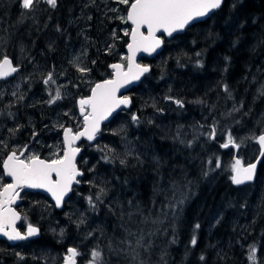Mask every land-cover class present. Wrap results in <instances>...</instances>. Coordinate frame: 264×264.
Returning a JSON list of instances; mask_svg holds the SVG:
<instances>
[{"label":"trees","instance_id":"16d2710c","mask_svg":"<svg viewBox=\"0 0 264 264\" xmlns=\"http://www.w3.org/2000/svg\"><path fill=\"white\" fill-rule=\"evenodd\" d=\"M83 3L57 0L55 7H49L36 2L26 10L22 0H0V62L5 58L14 61L19 50L28 51L33 60L40 61L50 58L51 47L55 48L53 54L62 53L64 40L58 33L67 31ZM99 23L97 32L108 26L102 17ZM173 45L177 48L172 49ZM115 62L109 58L103 65L105 77L110 76L109 66ZM153 63L151 75L131 93L134 106L147 92L154 94L176 105V114L169 118L181 125L186 116L199 118V111L178 107L176 101L188 100L196 93L211 103L217 97L213 110L207 111L216 124L204 130L195 128L192 145L183 148L163 140L157 127L139 120L136 132L145 152L141 163L109 160L107 173L117 187V202L111 201L108 193L96 198L92 187L78 188L94 197L92 215L104 228L96 230L89 224L83 228L86 238L78 248L79 264L91 263L96 251L101 253L96 264H246L250 250L255 248L257 253L262 252L264 264V158L257 182L246 188H235L229 175L215 181L207 169L210 162L229 151L233 161L235 150L221 149L222 137L227 131L245 133L256 120L259 106L250 110L248 102L253 94V73L258 76L264 67V0H226L219 13L188 29ZM208 88L210 92L205 94ZM80 93L88 96L86 91ZM250 111L253 113L248 114ZM28 121L26 125H31ZM202 131L205 135L211 132L214 141L211 137L203 141ZM115 138L114 134L103 133L100 140ZM258 155L259 151L253 162ZM221 212L223 216L215 221ZM34 214L30 213L31 220ZM39 229L40 240L20 247L18 255L1 256L0 264H34V251L53 244L40 224ZM77 238L81 240L80 235Z\"/></svg>","mask_w":264,"mask_h":264},{"label":"rangeland","instance_id":"374dc122","mask_svg":"<svg viewBox=\"0 0 264 264\" xmlns=\"http://www.w3.org/2000/svg\"><path fill=\"white\" fill-rule=\"evenodd\" d=\"M36 2L52 7L47 3V0H34L33 5ZM131 2L132 0H129V3ZM81 7L79 11L74 13V18L70 22L67 31L58 33V36L64 40L65 47L62 49V53L58 51L57 54H53L55 48L51 47L49 50L50 54H52L50 58L46 57V59H43L44 66H30L33 56L28 54V51L19 50L13 62L18 66L24 65V73L13 79L15 81L7 84L0 81V93L5 92V88L3 87L9 89L8 93L0 95V99L3 97L1 101L5 103L0 108V114L4 109H8L17 104L16 101L12 102V99L18 92H21L22 96L19 95V97L20 99L23 98L24 102L21 104L23 105V111H20L19 114H27V122H29V119L32 123L30 127H36V120L33 118L34 113L32 111V108L36 104L38 106V112L43 116L41 122H44L42 127H45V137L39 142L40 149H31L32 154L38 155L44 148L46 156L54 158L63 156V132L67 127L77 128L83 122L82 117L79 115L77 104L79 100H84L83 95L85 93L82 94L80 92L86 91L90 93L93 87L100 81V78L105 77L102 67L103 65H107L109 58L122 64H127L126 45H123V42L129 36L124 33L126 31L130 33L131 27L128 25V21L121 17L126 18L128 6L120 4L118 0H84L83 6ZM94 11L97 14H94ZM101 17L108 26L103 31L99 32V30L97 32L96 27L100 24L99 20ZM169 44L171 45V43ZM152 66L154 68V63ZM80 69H84V71ZM255 74L253 73V87H251L253 98L249 97L248 102L250 110L254 106H259L254 125L248 127L247 131L240 135H235L232 131H227L221 140V149H224L222 145L228 143V138L231 136L235 144L240 147L239 157L245 165L253 162L258 151V147L255 148L257 145L256 138L264 134V67L261 68L258 76ZM49 75L52 76V80L45 83ZM186 82H188V79ZM57 91L60 94L59 99H56ZM204 92L205 94H209V88L204 90ZM161 95L163 97L166 94ZM127 96L130 97L131 95ZM196 96L199 98L196 99ZM216 98H213L212 103L207 101L205 97L203 98L202 94L200 95L198 93L191 94L188 100L181 98L182 107L184 109L187 106L194 109L197 108L199 118L196 116L188 118L186 116V122H182L180 125L173 121V119H170L174 117L173 114H176V105L168 102V100H159L154 94L147 92L141 98V101L136 102V106H133L132 110L118 115L105 127L103 133L114 134L115 139L108 141L99 140L96 144L85 145L86 147L83 150L85 149L87 153H83L86 155V158L82 155L79 160L80 169L84 173L82 184L87 187H92L96 191V198H102L108 193V196H112L111 201L116 203L118 200L116 198L118 194L117 187L109 179L110 175L107 173L109 160L121 164H126L128 161L135 162V164L141 163L145 152L138 142L139 135L136 132V128L141 125L139 120L147 121L146 124L149 127H155V129L157 127L163 135V140L187 148L192 145V139L196 135L195 128L199 127L204 130L205 126H215V117L211 113H207V111L213 110L212 108L216 104L213 102L217 100ZM242 105H244V101ZM10 113L11 111H7L4 114ZM252 113L253 111L248 112V114ZM0 117H2L0 127L8 126V120H5L3 115ZM133 117H136V119L134 120ZM200 137H203L202 140L205 141L211 137V132L205 135L202 131ZM212 139L214 141V136ZM89 155H91V158ZM228 155L232 157V151H229V154H221L218 160L208 164L207 169L215 181L229 175L232 183L231 177L234 175L232 165L234 164V160H230ZM217 164H219V167H217ZM256 182L257 178L255 180ZM210 186L212 188L215 187L214 184ZM246 187L247 185L242 188ZM102 189L103 192L101 191ZM73 196L74 192L71 196L72 199H69L62 211L56 210L51 201L46 197L41 202V208L35 211V217H32V220L38 219L37 221L40 222L42 231L50 237V241L53 244H51L52 246L49 244L41 246L37 251H34L32 254L34 264H65L67 258L70 257L69 249H76L78 255L75 257V264H79L78 257L80 255L78 248L82 245L81 241L86 238V229L83 228L89 224L91 227L95 226L96 230H104L101 227V223L99 221L97 222V217L92 215V208L95 205L94 197L88 193H81L79 189L77 195ZM89 198H91L92 204L89 203ZM37 201L38 199L34 202ZM239 214L241 215L243 213L239 211ZM221 216H223V212L219 214V217L216 216L214 218L215 221L218 222ZM238 218L239 216L236 219ZM236 219H234L235 223L237 222ZM29 220L31 221V216ZM249 224L248 222L247 225ZM78 235L81 236V240L77 238ZM58 244H62L66 248L60 250L57 248ZM254 250V255L251 252L248 255L246 264H254V262L261 264L262 252L259 251L257 253L256 248ZM96 263L97 260L93 259L89 264Z\"/></svg>","mask_w":264,"mask_h":264},{"label":"snow or ice","instance_id":"6c2138e0","mask_svg":"<svg viewBox=\"0 0 264 264\" xmlns=\"http://www.w3.org/2000/svg\"><path fill=\"white\" fill-rule=\"evenodd\" d=\"M120 4L128 6L126 21H131L134 25L131 33L125 32V35L131 36V43L128 45L129 51L132 53L128 71H122L123 65H112L116 69V79L107 80L103 84H97L93 95L88 100H81V113L84 112V105L91 108V112L84 117L85 130L75 135L71 133V129H66L65 140L68 144V151L62 157H58L51 161L41 160L38 156H31L21 160L15 151H13L4 161V169L7 175L12 177L14 183L7 184L0 191V233H3L10 240L25 239L15 228V221L19 219L18 214L10 207L19 196L18 189L25 186L30 188H44L52 194L56 199V204L59 206L63 196L71 190V185L75 178L82 175L76 168L74 163L75 155L80 151L79 148H73L72 144L81 136L87 135L88 140L95 137V133L99 131L100 121L114 111L121 104H128L127 97L118 99L116 92L123 84L130 82L133 79H139L140 75L148 72L147 67L135 63V55L138 51L152 52L155 51L161 44V40L157 38L156 33L163 31L171 36L173 32L182 30L192 20L207 16L209 12L218 9L222 0H118ZM34 0H22V7L31 10ZM47 3L52 7L56 6L57 0H47ZM142 28L147 29V35ZM17 69L12 66L11 61L5 58L0 62V77H5ZM84 71V69H80ZM52 80L49 75L45 83ZM228 91L227 86L224 89ZM60 98L59 91L56 93V99ZM54 102V101H52ZM181 107L182 102L176 101ZM135 120L136 117H133ZM214 134V130H213ZM257 142L264 148V135H260ZM229 144L235 142L231 136L228 138V143L222 147H228ZM264 156V151L261 152ZM123 163V161H121ZM219 167V164H217ZM256 164H249L244 167L240 160H236L232 165L234 175L231 177L234 184L240 185L245 181H251L254 177ZM55 175L56 179H53ZM103 192V189L101 190ZM89 203L92 204L91 198ZM7 206V207H6ZM95 207V205H93ZM11 231H7V228ZM199 228V225H196ZM38 229L29 226L28 235L37 233ZM196 240L193 238L192 244L195 245ZM71 256L68 257L69 264H75L74 257L78 255L76 249H69ZM254 255V249L250 250ZM94 260H99L101 253L96 251L92 253ZM252 258V256H250Z\"/></svg>","mask_w":264,"mask_h":264},{"label":"flooded vegetation","instance_id":"af4514ba","mask_svg":"<svg viewBox=\"0 0 264 264\" xmlns=\"http://www.w3.org/2000/svg\"><path fill=\"white\" fill-rule=\"evenodd\" d=\"M94 14H96L95 11H94ZM185 34L176 36L175 38H173L170 41H167L165 39V37H162L163 41L165 42V49L167 46L170 45L169 43L172 44L174 41H176V39L178 37L184 36ZM126 38L123 42V45L128 44V39H126ZM126 40H127V43H126ZM176 48H177V46H175V45L172 46V49H176ZM33 65L44 66V61L32 59L30 62V66H33ZM14 66L16 69H18V72L15 75V77L10 78V79L0 78V81L5 82V84H7L11 81H15L13 79H15L20 74L24 73V71H25L24 65L18 66L14 63ZM3 88H5V92H1L0 95L6 94L9 91L8 88H6V87H3ZM88 94L90 95V93H88ZM19 95L22 96V93L18 92L17 95L15 97H13V99H12V102L16 101L17 104L8 108V109H4L2 111V113L0 114V116L3 115L5 120H8V124H7L8 126L0 127V191L3 190V187L5 185L10 184V183H14L13 180L6 177V174L4 172V161L7 159V157L13 151L16 152L17 156L21 160L27 159L33 155L38 156L41 160H46V161H51L53 159H56V158L51 157V156H46L44 148L42 149V151L38 155L31 153L32 148H39L40 149L39 142H40V140H43L45 137V134H44V130H45L44 128L45 127H42L44 122L43 121L41 122V119L43 118V116L38 112V106L36 104V106L32 108V111L34 113L33 118L36 119V127H30V125H26L25 121L27 120L26 119L27 114H25V115H23L22 113L19 114L20 111H23V105H21V104L24 102L23 98L20 99ZM86 98H88V96L83 97V99H86ZM1 99H3V97H1ZM1 99H0V108L3 107L5 104L3 101H1ZM79 101H78V103H79ZM38 104H39V102H38ZM77 106H78V104H77ZM7 111H11V113L10 114H4ZM25 111H26V109H25ZM78 111H79V115H80L79 108H78ZM87 114H89V110H87ZM0 120H2V117H0ZM82 121L83 122L80 124L79 127H77V128L76 127L75 128L67 127L66 129H71L74 134H77L79 131H81L84 128L83 127L84 126L83 117H82ZM31 126H32V124H31ZM85 145L87 146L89 144L86 142H82L80 145H78V148H81L83 150V148L86 147ZM229 149H232V148H229ZM64 152H65V148H64ZM83 152H85V154L87 153V151L85 149L83 150ZM63 155H64V153H63ZM82 155H84V153H82ZM60 157H62V155ZM82 180H81V183H82ZM83 185L84 184H82L80 187H82ZM18 191H19V196L16 198L15 202L10 205V207L12 209H15V211H17L21 216V220H20L19 225L17 226V230L19 231V233L21 235H27V231H28L29 226L36 227L39 229V222L37 221L38 219L30 221L29 217H30L31 212L35 213V211H37V210H39V208H41V206H42L41 202L45 199V196L40 194V193H33V192L26 191L25 187L22 189H18ZM36 199H38V201L34 202ZM71 199L72 198H70V200ZM32 200H34V201L31 202ZM64 208H65V206H64ZM32 217H35V215H32ZM38 218H39V216H38ZM6 230L10 231V228H7ZM41 238H42V233H41V237L39 239H36V240L31 239L29 241H22V242L17 243L16 245L10 244L7 240L0 239V260H1V256H3V257L7 256L8 258H10L13 255H18L20 247L25 246V245L29 246V245H31V243L38 241ZM74 260H75V257H74Z\"/></svg>","mask_w":264,"mask_h":264},{"label":"water","instance_id":"95a60500","mask_svg":"<svg viewBox=\"0 0 264 264\" xmlns=\"http://www.w3.org/2000/svg\"><path fill=\"white\" fill-rule=\"evenodd\" d=\"M225 1L226 0H222V4L221 6L218 8V9H214L212 10L211 12L208 13L207 16H204V17H200V18H196L194 20H192L191 22H189V24H187L184 29L182 30H177L175 32L172 33L171 36L167 35V33L163 32V31H160V32H157L156 33V36L158 39L161 40V44L158 48L155 49V51H152V52H145V51H138L136 52V55H135V63L138 64V65H141V66H144V67H147L149 69L148 72H145L143 73L142 75H140L139 79H133L131 80L130 82L128 83H125L123 84L122 87H120L118 89V91L116 92V96L118 99H122L124 97H127L128 100H129V103L128 104H121L119 107H117L114 111H112L108 116L107 118L103 119L100 121V126H99V131L95 133V137L94 139L92 140H88L87 139V135H84V136H81L78 140H76L73 144H72V147L73 148H78V145H80L82 142H86V143H89V144H96L99 139L101 138V134L103 133V130L105 128V126L109 125L119 114L123 113V112H126V111H130L132 108H133V101L131 99V97H128L127 95H129L133 90H135L136 88H138L143 82L144 80L149 76L151 75L152 71H153V66L152 65H146L144 64L143 62L147 61V62H153L155 61L156 59H158L164 52L165 50V42L163 41V38L162 37H165V39L167 41H170L172 40L173 38H175L176 36H179V35H183L187 32L188 29L192 28L193 26L197 25V24H200V23H204L206 21H208L209 19H211L215 14L219 13L221 11V9L223 8L224 4H225ZM128 24L130 26H132V30L134 28V25L131 24V21H128ZM141 31H143L145 33V35H147V29L146 28H142ZM131 43V36H129V43L128 45ZM128 45L126 47V52H127V64L124 65L122 63H113L109 66V70L110 72L112 73V78L109 79V80H115L116 79V69H114L112 67V65H115V64H121L123 65V69L122 71L124 72H127L128 71V66L130 64V57L132 56V53L129 51V48H128ZM8 60H10L9 58H7ZM4 60V59H3ZM2 60V61H3ZM11 61V60H10ZM11 64L13 66V62L11 61ZM14 67V66H13ZM18 72V69L15 71V72H12L10 73L9 75L5 76L4 79H10L12 77H14L16 75V73ZM2 78V77H0ZM107 81V80H105ZM105 81H101L97 84H103ZM96 84V85H97ZM96 85L93 87L92 91H91V94H90V97L89 98H86L84 100H88L92 97L93 95V91L96 89ZM78 108L80 110V116L83 117V120H84V117L87 114V110H89V113L91 112V108L88 106V105H84V112L81 113V104H80V101L78 103ZM84 128L79 131V132H84L85 130V122H84ZM66 131V130H65ZM65 131L63 132V143H64V148H65V152L68 151V144L65 140ZM78 132V133H79ZM71 133L73 135H75L73 133V131L71 130ZM264 135V134H262ZM229 147H234L235 148V151L236 153L239 152V147H235L234 145H230L226 148H229ZM258 148L260 150V153H259V157L254 161L252 162L251 164H256V170H255V174H254V177L251 181H245V183L243 184H240V185H237V184H233V186L235 188H242L243 186H246V185H250V184H254L255 183V180L258 176V172H259V168L261 166V163H262V160L264 158V156L261 155V152L264 151V148L261 147V145L258 143ZM80 151L76 153L75 155V165H76V168L79 172L82 173V175H79L75 178L77 182H73L72 185H71V190L68 191L64 196H63V199L61 201V204L59 206H57L56 204V199L52 196V194L50 192H48L46 189L44 188H30V187H26L25 186V190L26 191H29V192H33V193H40L42 195H44L46 198H48L52 204L55 206L56 210L58 211H62L64 209V206L65 204L69 201V199L71 198L72 194H73V190L76 188V187H80L82 184H81V179H83L84 177V173L83 171L80 169L79 167V160L82 156V153H83V150L81 148H79ZM64 152V154H65ZM236 160H240L239 158H235L234 159V163ZM241 161V160H240ZM241 164L244 166V167H247L248 165H244V163L241 161ZM4 172L6 174V177L13 180L12 177L8 176L7 175V172L6 170L4 169ZM53 179L55 180L56 177L55 175H53ZM14 182V181H13ZM15 210V209H14ZM18 216H19V219H17L15 221V228L17 230V226L19 225L20 223V220H21V216L20 214L15 211ZM10 228V227H9ZM36 228V227H35ZM38 229V228H36ZM10 231H11V228H10ZM18 231V230H17ZM19 232V231H18ZM24 237H26L25 239H16V240H10L8 239L7 236H5L3 233H0V239H3V240H7L10 244L12 245H16L17 243L19 242H22V241H29L31 239H39L41 237V232H40V229H38L37 233L33 234V235H28V231H27V235H22ZM70 256H71V253H70ZM65 264H69V260L67 258L66 260V263Z\"/></svg>","mask_w":264,"mask_h":264},{"label":"bare ground","instance_id":"6f19581e","mask_svg":"<svg viewBox=\"0 0 264 264\" xmlns=\"http://www.w3.org/2000/svg\"><path fill=\"white\" fill-rule=\"evenodd\" d=\"M11 60V59H10ZM12 61V60H11ZM13 62V61H12ZM13 66H14V62H13ZM15 67V66H14Z\"/></svg>","mask_w":264,"mask_h":264}]
</instances>
